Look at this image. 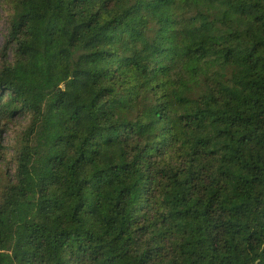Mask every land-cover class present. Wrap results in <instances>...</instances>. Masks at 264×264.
<instances>
[{
    "label": "trees",
    "instance_id": "obj_1",
    "mask_svg": "<svg viewBox=\"0 0 264 264\" xmlns=\"http://www.w3.org/2000/svg\"><path fill=\"white\" fill-rule=\"evenodd\" d=\"M0 1V264H264V0Z\"/></svg>",
    "mask_w": 264,
    "mask_h": 264
},
{
    "label": "rangeland",
    "instance_id": "obj_2",
    "mask_svg": "<svg viewBox=\"0 0 264 264\" xmlns=\"http://www.w3.org/2000/svg\"><path fill=\"white\" fill-rule=\"evenodd\" d=\"M10 8L7 3L0 1V60L5 41L6 27ZM29 116L15 117L9 124L4 136L6 147L4 156L0 160V191L7 182L14 178L16 149L23 139H26V128L28 127Z\"/></svg>",
    "mask_w": 264,
    "mask_h": 264
}]
</instances>
